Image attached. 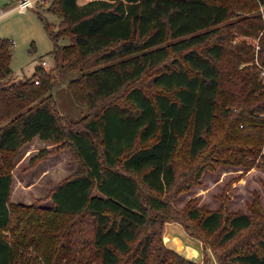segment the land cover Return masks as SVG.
Masks as SVG:
<instances>
[{"label": "trees", "instance_id": "obj_1", "mask_svg": "<svg viewBox=\"0 0 264 264\" xmlns=\"http://www.w3.org/2000/svg\"><path fill=\"white\" fill-rule=\"evenodd\" d=\"M256 1L264 8V0ZM49 4L47 11L61 19L58 30L46 22L55 57L84 61L96 56L98 67L88 71L81 67L83 75L70 83L75 101L89 109L73 122L57 109L50 74L43 73L39 83L34 77L21 83L8 79L14 43L0 36V152L10 158L7 163L0 156V264H42L40 257L50 264L56 250L71 254L63 234L55 236L51 231L44 238L51 244L44 246L31 233L30 228L43 222L51 226L46 230L53 228L49 218L43 220L46 210L29 211L33 205L11 202L17 159L36 138L59 143L60 148L70 144L79 160L77 171L50 191L53 213L87 212L93 219L88 242L94 252L90 249L78 264H199L165 245L162 231L166 222L173 221L201 240L199 231L218 235L210 245L218 264H264V234L257 247L223 254L217 250L252 228V216L225 217L222 210L205 212L189 205L182 219L167 197L178 181L175 159L183 143L192 160L227 152L223 143L214 142L219 114L228 119L233 113L223 142L240 137L239 131L249 125L255 131L254 141L255 127L264 125V102H248L251 95L253 99L264 95L259 80V76L264 79V59L259 54L263 66L259 76L252 78L253 89L235 108L228 105L235 103V92L225 86L220 64L234 38L232 24H227L235 15L231 4L224 0H90L84 4L49 0ZM260 27L264 30V21ZM65 36L72 43L60 46L58 41ZM235 48L243 55L242 42L231 52ZM244 60L248 59H240ZM158 67L148 91L139 82ZM53 151L41 150L30 167Z\"/></svg>", "mask_w": 264, "mask_h": 264}, {"label": "rangeland", "instance_id": "obj_2", "mask_svg": "<svg viewBox=\"0 0 264 264\" xmlns=\"http://www.w3.org/2000/svg\"><path fill=\"white\" fill-rule=\"evenodd\" d=\"M17 1L0 0V36L9 38L14 43L11 61L12 75L8 79L11 82L21 83L29 77H34L35 81L36 79L40 81L43 73L50 74L53 80L50 93L55 98L60 114L73 122L82 119L88 114L89 109L75 101L70 83L83 75L81 67H86L87 71L98 67L95 64L96 56L84 61H78L73 56L67 60L56 58L53 53L55 42L49 35L46 22L51 24L52 29L58 30L61 19L47 11L50 5L49 0L36 1L34 8L25 12L13 10ZM88 1L90 0H79V3L84 4ZM224 1L230 3L235 12V15L227 23L232 24L230 29L234 38L229 41L231 49L226 50L220 67L223 78L226 80L225 86L231 92H235V96H233L236 98L235 103H228V105L235 108L239 104V99L241 101L246 99L249 90L253 89L252 78L259 76V69L263 66L261 59H264V30L260 26L264 21V8L259 7L256 0ZM254 25H257L256 28ZM240 42L245 48L243 55L236 48L235 52H231L232 48ZM71 43L70 36H65L58 41L60 46ZM258 54L261 59L258 58ZM242 57L248 60L240 61ZM44 60L47 62L45 66L41 63ZM41 66H43V71L38 70ZM160 68L149 70L139 84L148 91L152 90L150 80ZM259 80H261L262 86L260 90H264V79L259 76ZM248 102L263 104L264 95L258 94L254 99L251 95ZM230 116L227 119L219 114L213 136L214 142L223 143L228 148L225 155H209L207 153L192 160L186 155V147L183 143L175 159L178 181L167 195L172 207L179 212L182 219L185 217L184 211L189 205L205 212L222 210L225 217L237 213H247L252 216L254 226L242 232L229 244L218 247L217 250L221 254L231 250L239 251V249L247 250L257 247L260 236L264 234V125L259 129L255 127L258 130V138L254 141H252V136L256 137L255 131L249 125L248 129L239 131L240 137L223 142L222 140H226L223 139L225 132L230 131V120L233 113ZM4 123L6 121L2 124ZM250 130H252V134L249 133ZM59 146V143L36 138L22 149L14 169L11 202L25 205V207L33 205L29 211L32 209H36V212L46 210L43 220L49 218L53 228L46 230L45 228L50 226L47 222H43L37 228L33 226L30 228L31 233L42 240H40L42 245L51 244L44 239L47 235H52L51 231L55 236L63 234L62 238L68 242L71 254H61L56 250L50 258V264H78V261L82 262L90 255L91 250L94 252L88 242L92 240V233L88 231L92 229L93 219L87 212L80 215H59L50 210L53 206L50 197L51 189L75 173L79 167V160L71 145L64 143L61 148ZM54 148L55 151L41 159L35 167H30L32 158L41 150ZM0 156L4 158L1 152ZM5 158L4 160L8 163L9 156ZM252 163L255 166L248 169L246 164ZM143 190L145 193L148 192L147 188H143ZM21 210L19 209L17 214ZM193 224L195 223L193 222ZM155 228L159 230L161 224H157ZM6 232L8 236H11L8 231ZM198 233L203 236L201 237L203 241L192 236L181 222L173 221L165 223L162 237L167 247L188 260L199 264H218L214 249L212 250L210 246L212 241L217 242L218 235L209 236L201 231ZM11 240L13 241L12 238ZM33 241L38 242L35 239ZM207 241L208 244H206ZM82 245H85L84 252ZM78 251L80 252L78 253ZM40 260L42 264H45L41 257ZM129 260V256L124 258V262Z\"/></svg>", "mask_w": 264, "mask_h": 264}, {"label": "built area", "instance_id": "obj_3", "mask_svg": "<svg viewBox=\"0 0 264 264\" xmlns=\"http://www.w3.org/2000/svg\"><path fill=\"white\" fill-rule=\"evenodd\" d=\"M36 1L39 0H18L16 5L13 7V10L19 11V12H25L26 10L30 8H34ZM47 1V0H44ZM43 66L47 65V62L44 60L41 62ZM262 75L264 76V70L262 71ZM36 83H39L40 81L36 79Z\"/></svg>", "mask_w": 264, "mask_h": 264}]
</instances>
